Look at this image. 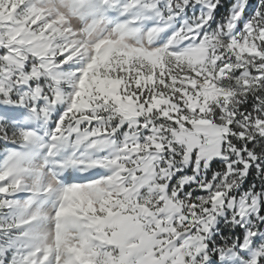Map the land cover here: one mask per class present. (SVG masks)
I'll return each instance as SVG.
<instances>
[{
	"label": "snow or ice",
	"instance_id": "obj_1",
	"mask_svg": "<svg viewBox=\"0 0 264 264\" xmlns=\"http://www.w3.org/2000/svg\"><path fill=\"white\" fill-rule=\"evenodd\" d=\"M0 264H264V0H0Z\"/></svg>",
	"mask_w": 264,
	"mask_h": 264
}]
</instances>
